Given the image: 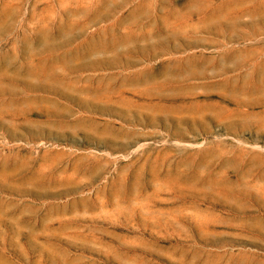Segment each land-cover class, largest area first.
I'll return each instance as SVG.
<instances>
[{"label":"rangeland","instance_id":"obj_1","mask_svg":"<svg viewBox=\"0 0 264 264\" xmlns=\"http://www.w3.org/2000/svg\"><path fill=\"white\" fill-rule=\"evenodd\" d=\"M0 264H264V0H0Z\"/></svg>","mask_w":264,"mask_h":264},{"label":"bare ground","instance_id":"obj_2","mask_svg":"<svg viewBox=\"0 0 264 264\" xmlns=\"http://www.w3.org/2000/svg\"><path fill=\"white\" fill-rule=\"evenodd\" d=\"M233 83V82H232Z\"/></svg>","mask_w":264,"mask_h":264}]
</instances>
